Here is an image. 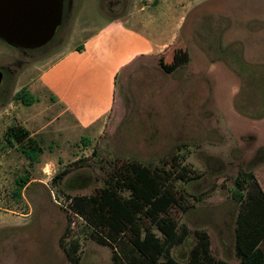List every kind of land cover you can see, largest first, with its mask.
I'll return each instance as SVG.
<instances>
[{
  "label": "rangeland",
  "instance_id": "374dc122",
  "mask_svg": "<svg viewBox=\"0 0 264 264\" xmlns=\"http://www.w3.org/2000/svg\"><path fill=\"white\" fill-rule=\"evenodd\" d=\"M145 1L149 9L138 14L141 32L148 17L149 24L157 18L154 40L175 35L189 62L166 74L158 64L161 55L149 57L119 75L121 100L88 145L76 136L68 114L57 117L52 93L37 88L29 106L15 95L31 77L42 76L68 43L124 10L135 12L141 0H63L62 24L44 47L21 50L0 40V264H69L64 249L73 241L79 243L80 264H113L111 249L71 215L67 196L90 195L114 164L155 165L178 146H184L177 152L181 165L200 178L185 185L193 208L173 214L190 232L207 231L214 258L238 264L232 193L243 171L264 192V0ZM74 29L80 34L73 39ZM12 126L31 133L41 149L37 162L30 164L7 143ZM63 171L62 180H53ZM24 175L30 182L16 197L15 180ZM194 243L189 234L172 249L173 258L186 262Z\"/></svg>",
  "mask_w": 264,
  "mask_h": 264
},
{
  "label": "trees",
  "instance_id": "16d2710c",
  "mask_svg": "<svg viewBox=\"0 0 264 264\" xmlns=\"http://www.w3.org/2000/svg\"><path fill=\"white\" fill-rule=\"evenodd\" d=\"M167 52L168 56L162 54L158 61L166 74L189 62L187 48L180 41ZM15 100L29 106L35 98L21 89ZM31 139L30 133L19 126L9 127L6 133L7 143L30 164L38 161L41 151ZM81 141L89 143L87 138ZM183 147H176L167 160L155 165L134 160L114 164L103 185L95 187L90 195L67 196L71 215L84 223L92 239L111 249L113 264H228L213 257L207 231L190 232L173 214L177 209L185 214L193 208L188 200L193 196L185 185L200 178L181 165L177 152ZM65 175L63 171L53 180H62ZM241 177L232 193L236 206L233 253L238 264H264V192L251 172L243 171ZM29 182L28 175L18 177L14 196L20 197ZM189 234L195 238L189 258L186 262L176 261L171 251L182 245ZM78 251L77 241L64 249L69 264H80Z\"/></svg>",
  "mask_w": 264,
  "mask_h": 264
},
{
  "label": "crops",
  "instance_id": "0c3cea01",
  "mask_svg": "<svg viewBox=\"0 0 264 264\" xmlns=\"http://www.w3.org/2000/svg\"><path fill=\"white\" fill-rule=\"evenodd\" d=\"M140 6L135 12L124 10L110 17L86 37L68 43L42 69V76L31 77L29 84L19 89H25L33 97L37 88L46 89V93L57 98V117L68 114L69 123L79 139L98 136L105 119L115 109L118 99L121 100L120 91L116 88L117 77L126 70V73L131 71L140 60L159 57L179 42L178 37L172 34L167 39L154 40L150 32L160 31L157 18L152 17L149 24L148 17V26L145 32H141L143 20L138 14L149 8L145 0H141ZM78 34L74 29L72 38ZM49 70L50 75L45 76ZM63 104L66 106L61 107Z\"/></svg>",
  "mask_w": 264,
  "mask_h": 264
},
{
  "label": "water",
  "instance_id": "95a60500",
  "mask_svg": "<svg viewBox=\"0 0 264 264\" xmlns=\"http://www.w3.org/2000/svg\"><path fill=\"white\" fill-rule=\"evenodd\" d=\"M62 15L63 0H0V40L22 50L42 48L54 37Z\"/></svg>",
  "mask_w": 264,
  "mask_h": 264
},
{
  "label": "flooded vegetation",
  "instance_id": "af4514ba",
  "mask_svg": "<svg viewBox=\"0 0 264 264\" xmlns=\"http://www.w3.org/2000/svg\"><path fill=\"white\" fill-rule=\"evenodd\" d=\"M62 24V23H61ZM22 50V49H21ZM3 75H4V73L2 72V79H3Z\"/></svg>",
  "mask_w": 264,
  "mask_h": 264
}]
</instances>
